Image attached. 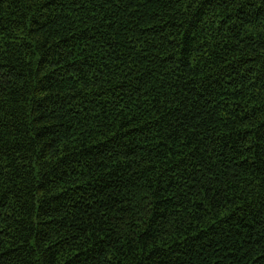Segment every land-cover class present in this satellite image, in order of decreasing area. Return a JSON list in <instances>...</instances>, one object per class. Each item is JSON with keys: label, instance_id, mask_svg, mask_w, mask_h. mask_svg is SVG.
<instances>
[{"label": "trees", "instance_id": "obj_1", "mask_svg": "<svg viewBox=\"0 0 264 264\" xmlns=\"http://www.w3.org/2000/svg\"><path fill=\"white\" fill-rule=\"evenodd\" d=\"M0 264H264V0H0Z\"/></svg>", "mask_w": 264, "mask_h": 264}]
</instances>
